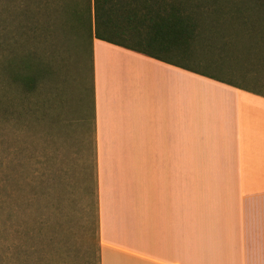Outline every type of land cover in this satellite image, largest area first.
<instances>
[{
  "label": "crops",
  "instance_id": "crops-1",
  "mask_svg": "<svg viewBox=\"0 0 264 264\" xmlns=\"http://www.w3.org/2000/svg\"><path fill=\"white\" fill-rule=\"evenodd\" d=\"M91 5L135 31L93 42L101 264H264V23L207 0Z\"/></svg>",
  "mask_w": 264,
  "mask_h": 264
},
{
  "label": "rangeland",
  "instance_id": "rangeland-1",
  "mask_svg": "<svg viewBox=\"0 0 264 264\" xmlns=\"http://www.w3.org/2000/svg\"><path fill=\"white\" fill-rule=\"evenodd\" d=\"M59 2L67 25L52 34L37 16L41 31L21 41V54L48 72L31 90L5 78L11 114L0 115V264H101L90 52L71 17L87 0Z\"/></svg>",
  "mask_w": 264,
  "mask_h": 264
},
{
  "label": "trees",
  "instance_id": "trees-1",
  "mask_svg": "<svg viewBox=\"0 0 264 264\" xmlns=\"http://www.w3.org/2000/svg\"><path fill=\"white\" fill-rule=\"evenodd\" d=\"M92 0H87V7L84 10H74L72 18L75 22L82 26L81 46L84 44L89 47L90 71H91V90L92 103L94 112V55L93 42L94 39H100L107 42H116L114 39L121 40L122 36L130 34L131 42H134L135 31H118L105 30L101 28L100 15L93 12L91 5ZM97 1V0H96ZM208 4L215 5H235L245 8V13L241 14L242 20L264 23L263 20H257V8L264 9V0H207ZM256 5H251V3ZM63 6V7H62ZM261 12V11H259ZM261 14V13H260ZM37 16L44 17L47 32L55 33L59 28H63L68 22H65L64 5L59 0H0V115L9 116L11 110L6 107L9 103L5 96V78L13 83L22 85L25 89H34L35 84L40 75L48 72V67H35L34 59L29 56L22 55L20 52L21 41L24 37H28L33 30L40 32L39 27L36 29L34 25L38 22ZM64 18V19H63ZM62 23V24H61ZM250 34L256 33L264 35V29L259 31H248ZM128 40V42L130 41ZM132 50H145L142 45L124 46ZM151 49V47H147ZM235 47H231V49ZM227 49V47H225ZM215 51V48H214ZM214 51L212 55L214 54ZM145 53L148 52L145 50ZM211 54V53H209ZM230 53L226 54L228 57ZM153 56L152 54H148ZM87 57L85 52L84 57ZM214 56V55H213ZM212 57V56H211ZM86 68V67H85ZM222 80V79H220ZM12 104V102H11ZM13 114V113H12Z\"/></svg>",
  "mask_w": 264,
  "mask_h": 264
}]
</instances>
